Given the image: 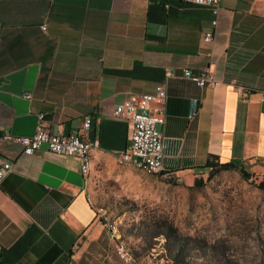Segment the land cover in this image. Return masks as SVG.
Returning <instances> with one entry per match:
<instances>
[{
    "label": "crops",
    "instance_id": "0c3cea01",
    "mask_svg": "<svg viewBox=\"0 0 264 264\" xmlns=\"http://www.w3.org/2000/svg\"><path fill=\"white\" fill-rule=\"evenodd\" d=\"M212 19L209 7L180 0H0V157L12 164L0 183V264L110 259L89 189L134 165L119 162L129 122L115 106L164 80L160 175L211 169L208 160L264 173V0H221ZM184 68L208 69L217 83L198 86ZM39 113L52 133L92 143L87 170L2 138L31 136Z\"/></svg>",
    "mask_w": 264,
    "mask_h": 264
},
{
    "label": "rangeland",
    "instance_id": "374dc122",
    "mask_svg": "<svg viewBox=\"0 0 264 264\" xmlns=\"http://www.w3.org/2000/svg\"><path fill=\"white\" fill-rule=\"evenodd\" d=\"M121 165L89 189L104 224L115 222L103 264H264L263 172L244 169L245 179L224 165L163 176Z\"/></svg>",
    "mask_w": 264,
    "mask_h": 264
},
{
    "label": "built area",
    "instance_id": "2783aa9c",
    "mask_svg": "<svg viewBox=\"0 0 264 264\" xmlns=\"http://www.w3.org/2000/svg\"><path fill=\"white\" fill-rule=\"evenodd\" d=\"M180 1L187 4L209 7L213 14L212 26H216L217 17L221 9V0ZM45 28L46 26L43 24L42 29ZM214 37L215 30L213 28L206 31L202 39L205 42H211L214 40ZM181 77L196 83L198 86L217 83L213 74L208 69L194 72L190 68H184ZM24 96L31 98L32 94L27 92ZM167 96L168 82L164 80L155 86L153 92L131 95L114 108L116 116L125 115L129 122L127 147L118 154L123 159L143 163L144 171L162 172L164 136L160 126L165 122V102ZM44 116L43 113L37 115L35 131L31 136H16L6 133L2 135V138L6 141L19 144L22 148V153L26 155L33 154L42 145H45L47 150L53 154L77 157L81 161V173L82 170H87V154L88 150L92 149V143L84 139L79 131L68 135L52 133L44 121ZM90 125L91 118L88 116L84 119L82 126L84 129H87ZM11 169V162L0 157V183ZM105 225L111 233V237L114 238L115 222H105ZM118 251L122 253L123 248H118Z\"/></svg>",
    "mask_w": 264,
    "mask_h": 264
},
{
    "label": "trees",
    "instance_id": "16d2710c",
    "mask_svg": "<svg viewBox=\"0 0 264 264\" xmlns=\"http://www.w3.org/2000/svg\"><path fill=\"white\" fill-rule=\"evenodd\" d=\"M224 165H232V166H235V167L239 168L240 173H241V176L243 178L247 179L249 177V174L243 169L242 166H240L238 164L231 163V162H229V163H219L218 161L212 162V161L208 160L206 162V164H205V167H210V168L215 169V168H218V167H221V166H224Z\"/></svg>",
    "mask_w": 264,
    "mask_h": 264
},
{
    "label": "bare ground",
    "instance_id": "6f19581e",
    "mask_svg": "<svg viewBox=\"0 0 264 264\" xmlns=\"http://www.w3.org/2000/svg\"><path fill=\"white\" fill-rule=\"evenodd\" d=\"M90 155H91V149L88 150L87 159L90 157ZM119 162L120 163L130 162V163H133L137 168L143 170V163H138L134 160L123 159L122 156H120V155H119ZM148 172L156 173V174L161 173V172H155V171H148Z\"/></svg>",
    "mask_w": 264,
    "mask_h": 264
}]
</instances>
